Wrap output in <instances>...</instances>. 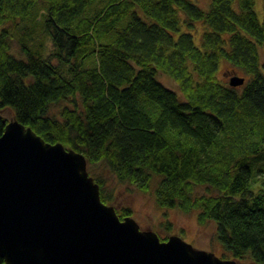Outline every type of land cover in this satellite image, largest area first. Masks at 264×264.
Masks as SVG:
<instances>
[{
    "label": "trees",
    "instance_id": "obj_1",
    "mask_svg": "<svg viewBox=\"0 0 264 264\" xmlns=\"http://www.w3.org/2000/svg\"><path fill=\"white\" fill-rule=\"evenodd\" d=\"M256 1L0 0V110L82 153L121 219L131 210L115 205L94 168L144 191L155 182L161 207L215 223L221 258L264 264ZM224 63L243 86L220 78ZM8 122L0 115V135Z\"/></svg>",
    "mask_w": 264,
    "mask_h": 264
},
{
    "label": "water",
    "instance_id": "obj_2",
    "mask_svg": "<svg viewBox=\"0 0 264 264\" xmlns=\"http://www.w3.org/2000/svg\"><path fill=\"white\" fill-rule=\"evenodd\" d=\"M229 83L240 87L245 78L235 75ZM87 168L82 153L45 142L16 119L6 125L0 135L5 264H241L121 219L102 201Z\"/></svg>",
    "mask_w": 264,
    "mask_h": 264
},
{
    "label": "rangeland",
    "instance_id": "obj_3",
    "mask_svg": "<svg viewBox=\"0 0 264 264\" xmlns=\"http://www.w3.org/2000/svg\"><path fill=\"white\" fill-rule=\"evenodd\" d=\"M198 2L203 7H208L211 0H193ZM256 11L262 19L264 15L263 0L256 1ZM261 63L264 72V46L260 48ZM239 75L244 77V74L228 63H224L219 72V76L225 82L229 83L232 76ZM159 79L168 87L178 89L176 83L165 75H159ZM0 114L6 117L9 121L15 120V113L11 109L0 110ZM88 172L90 167L88 164ZM97 175L102 174L105 180V186L109 191H113L115 205L117 207H127L131 210V217L136 221L142 231H154L160 238L168 240L170 236H179L195 249L205 250L216 254L218 257L224 255V250L217 240L216 225L212 221L201 222L199 220L198 211H183L179 208H164L161 207L154 194L156 183L150 185L148 191L140 189L137 185L126 182H121L114 175L106 172L102 168H94ZM264 178L260 181L263 182ZM260 182V183H261ZM264 188V185H263ZM203 188L198 191L202 194ZM112 206V205H111ZM166 222L171 223V230L168 232L164 229ZM163 240V239H162ZM230 258V256H227ZM236 260L241 264H254L252 262Z\"/></svg>",
    "mask_w": 264,
    "mask_h": 264
},
{
    "label": "bare ground",
    "instance_id": "obj_4",
    "mask_svg": "<svg viewBox=\"0 0 264 264\" xmlns=\"http://www.w3.org/2000/svg\"><path fill=\"white\" fill-rule=\"evenodd\" d=\"M9 173H10V170H9Z\"/></svg>",
    "mask_w": 264,
    "mask_h": 264
}]
</instances>
